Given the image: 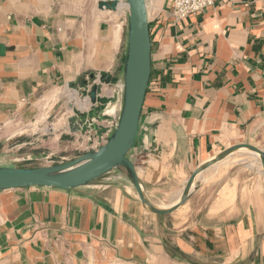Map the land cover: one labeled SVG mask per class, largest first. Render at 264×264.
Masks as SVG:
<instances>
[{
	"label": "crops",
	"instance_id": "1",
	"mask_svg": "<svg viewBox=\"0 0 264 264\" xmlns=\"http://www.w3.org/2000/svg\"><path fill=\"white\" fill-rule=\"evenodd\" d=\"M98 1L0 0V126L31 118L38 94L57 88L69 113L88 108L94 133L116 117L107 111L121 98L125 21L120 5ZM145 1L150 77L127 156L149 200L168 208L223 149H264V0H217L183 19L171 0ZM91 77L115 88L91 99ZM50 101L38 120L54 133L62 122L47 121ZM27 143L9 150L27 153ZM9 150L0 167L22 166L8 163ZM227 157L197 173L167 213L148 210L122 168L74 188L2 189L0 264H264V171L243 150Z\"/></svg>",
	"mask_w": 264,
	"mask_h": 264
},
{
	"label": "water",
	"instance_id": "2",
	"mask_svg": "<svg viewBox=\"0 0 264 264\" xmlns=\"http://www.w3.org/2000/svg\"><path fill=\"white\" fill-rule=\"evenodd\" d=\"M125 2L128 6L127 52L123 66L121 110L113 132L97 149L88 150L72 160L45 166L0 167V190L32 185L61 189L74 188L103 176L113 168H122L147 209L154 213H167L186 201L197 173L241 148L255 152L259 156L264 171V149L250 143H237L223 149L195 168L186 180L180 199L173 206L161 208L149 200L127 154L135 141L150 77L151 40L146 1L125 0ZM117 5L118 0L98 1L99 8L115 10ZM3 50L4 46L0 44V51ZM99 88L95 85L91 89L89 93L91 99L98 94ZM78 124V120L72 117L71 125Z\"/></svg>",
	"mask_w": 264,
	"mask_h": 264
},
{
	"label": "rangeland",
	"instance_id": "3",
	"mask_svg": "<svg viewBox=\"0 0 264 264\" xmlns=\"http://www.w3.org/2000/svg\"><path fill=\"white\" fill-rule=\"evenodd\" d=\"M112 18L115 20V22H117L118 19H120V14H114ZM123 20L125 21V35L127 40L128 11L123 12ZM112 82L114 83V81ZM106 87H111L112 90L115 88L113 84H103V94H106ZM61 91L62 88H57L55 90L45 91L38 94L34 102L33 116L31 118L24 119L21 116V113H19V115L6 118L4 123L0 126V135H3V137L0 138V142H4V144H0V151L3 152L4 149L9 150L12 145L11 142H31L25 144L22 147L23 150L24 148L26 149V147H29L27 148V153H23L21 151V153L17 152L12 154V151L10 150L4 152L6 155V160H8L9 164L22 165L19 167H26L27 165L28 167H32L52 165L61 163L62 161H68V159H70L72 156L77 155L78 153H84V149L90 146L92 139L97 135H100L101 131L94 133L95 131L93 130V122L91 123V119L87 117L88 108L83 110L75 106L73 107V112L69 113L66 107L67 97L62 95ZM79 95L81 97L86 96L89 98L86 93L81 95L79 92ZM72 96L77 95L71 91L70 100L75 103V100H73ZM46 98L51 100L49 106L53 102L50 108L47 109V121L53 122L57 118L61 117L62 124L60 128L54 133L43 131L41 129L42 120H38L41 112L43 111L42 105ZM113 105L114 104L111 106ZM21 107H23V105ZM101 108L102 106L99 105V107H97V112H101ZM113 110H115L116 118H118L121 110L120 96L115 107L107 112L110 113ZM90 112H92V110H90ZM72 117H75V119L78 120V125H71ZM52 143L55 146L59 145L58 149H55L54 152L49 149V146H51ZM8 144L10 146H7ZM245 152L247 155H251L255 158L252 159V157H250L252 164L256 165L259 170L263 171L261 164L259 163V156L248 151Z\"/></svg>",
	"mask_w": 264,
	"mask_h": 264
},
{
	"label": "built area",
	"instance_id": "4",
	"mask_svg": "<svg viewBox=\"0 0 264 264\" xmlns=\"http://www.w3.org/2000/svg\"><path fill=\"white\" fill-rule=\"evenodd\" d=\"M122 0H118V3ZM125 2V0H123ZM217 0H171V11L172 15L175 19H183L191 14H195L202 9H204L207 6L212 5ZM92 82H94V85H98L99 87L102 86L101 80L98 78V81H96L94 78L91 79ZM122 91H123V85L121 84L119 88V92L122 98ZM118 118H113L109 124L106 125L105 129L101 131L100 135H97L94 137L91 141L90 146L88 149L95 150L97 149L101 144L106 142V140L109 138L111 133L113 132L114 128L116 127ZM93 122V119L91 120V123Z\"/></svg>",
	"mask_w": 264,
	"mask_h": 264
},
{
	"label": "bare ground",
	"instance_id": "5",
	"mask_svg": "<svg viewBox=\"0 0 264 264\" xmlns=\"http://www.w3.org/2000/svg\"><path fill=\"white\" fill-rule=\"evenodd\" d=\"M118 5H120V6L122 7L123 12H124V11H127L128 6H127V3H126V2H124V1L122 0L121 2L118 3ZM73 92L77 94L76 91H73ZM77 95H78V94H77ZM78 97H79V96H78ZM78 97H77V96H72L73 100H75V103H76L77 105H80L81 101H80V98H78ZM87 104H88V103H87ZM86 106H87V105H86ZM240 150L248 151V152H251V153L256 154L255 152H253V151H251V150H249V149H247V148H241ZM226 158H228V157H226Z\"/></svg>",
	"mask_w": 264,
	"mask_h": 264
}]
</instances>
